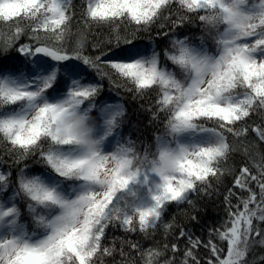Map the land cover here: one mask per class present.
Listing matches in <instances>:
<instances>
[{
    "label": "snow or ice",
    "instance_id": "snow-or-ice-1",
    "mask_svg": "<svg viewBox=\"0 0 264 264\" xmlns=\"http://www.w3.org/2000/svg\"><path fill=\"white\" fill-rule=\"evenodd\" d=\"M75 8L0 0V264H258L247 257L264 245V152L244 141L264 143V0H81L76 34ZM193 23L204 35H178ZM93 26L106 35L89 40ZM158 37L169 46L157 51ZM104 79L152 94L164 129L154 152L106 143L124 111L97 102ZM230 137L249 157L238 169L224 166ZM225 175L221 225L206 241L181 227L168 242V206L194 207ZM116 227H162L165 242L109 245Z\"/></svg>",
    "mask_w": 264,
    "mask_h": 264
},
{
    "label": "trees",
    "instance_id": "trees-1",
    "mask_svg": "<svg viewBox=\"0 0 264 264\" xmlns=\"http://www.w3.org/2000/svg\"><path fill=\"white\" fill-rule=\"evenodd\" d=\"M76 5V17L72 24V32L76 34L78 30H83L84 25L78 23L82 20L80 15V4L81 0H74ZM156 27L152 29V35L156 34ZM92 34L89 35V40L94 38H103L106 35V29L102 27L93 26L90 30ZM180 37L185 35L200 37L204 35L200 27L193 24L185 25L177 30ZM145 47L150 50L149 41H143ZM157 51L162 50L169 46V38L158 37L155 41ZM89 51H91L89 49ZM87 54V53H86ZM11 55H15L12 53ZM8 61H5L7 63ZM102 89L97 97V102H105L112 100H120L123 104L124 115L118 120V127L115 129L121 132V143H129L136 149L137 152L143 154L147 148L150 152L155 151V137L157 135H163L164 129L161 123L154 121L152 118V112L154 108V99L150 98V95L143 97L136 96L131 92H127L122 87H116L114 84H110L107 79L100 81ZM151 109V110H150ZM96 113H93L95 116ZM249 125L261 123L260 117L254 115L251 120L248 121ZM230 142L236 147V151L232 153L225 167L239 168L241 164L247 163L249 157L244 153V144L256 143L257 148L250 150L264 152V143H259L253 133H249L246 141L242 144L239 140H233L229 138ZM250 166V165H249ZM232 176L225 175L222 178V182L217 184L215 181L212 182V188L208 190L207 194L203 191L192 194L190 199L194 202V207L187 203L181 204H170L163 215V221L165 223H172L175 227L172 229V234L168 236L167 241L171 242L174 236L178 234L179 229L183 227L186 231L191 233L194 237H199L201 240L206 241L209 238V232L218 228L224 219H226V212L224 206V195L227 188L232 186ZM235 203V200H233ZM195 217V219H192ZM109 245L113 238H125L132 241H139L143 248H149L154 246L157 242L164 243V230L159 228L155 234H150L148 237H144L140 233L125 234L119 227L109 230ZM181 246L184 245L183 239L179 242ZM117 248L119 243L117 242ZM127 252L128 249L125 248ZM201 254H205V250L201 248ZM135 255V253H133ZM264 256V245L255 243L248 253L249 262L256 260L258 264H264V261L259 260L260 257ZM121 257L117 254L114 258H105V264H117Z\"/></svg>",
    "mask_w": 264,
    "mask_h": 264
},
{
    "label": "rangeland",
    "instance_id": "rangeland-1",
    "mask_svg": "<svg viewBox=\"0 0 264 264\" xmlns=\"http://www.w3.org/2000/svg\"><path fill=\"white\" fill-rule=\"evenodd\" d=\"M107 103L119 104L123 108V104L121 102H119V101H113V102H107ZM107 142H110L112 144V146L115 147L116 144L121 143V137L117 133L113 132L112 136L108 137V141H106V143Z\"/></svg>",
    "mask_w": 264,
    "mask_h": 264
}]
</instances>
